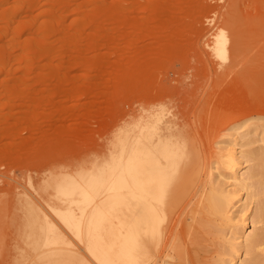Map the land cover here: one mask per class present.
Segmentation results:
<instances>
[{"label":"rangeland","instance_id":"374dc122","mask_svg":"<svg viewBox=\"0 0 264 264\" xmlns=\"http://www.w3.org/2000/svg\"><path fill=\"white\" fill-rule=\"evenodd\" d=\"M140 106L163 110L177 128L168 140L180 141L160 240L135 254L147 264H227L244 217L222 155L245 153L250 172L264 145V0H0V264H16L22 248L37 259L19 239L24 196L63 235L50 259L99 264L76 230L84 216L68 225L48 207L74 205L61 187L85 186L111 162Z\"/></svg>","mask_w":264,"mask_h":264},{"label":"bare ground","instance_id":"6f19581e","mask_svg":"<svg viewBox=\"0 0 264 264\" xmlns=\"http://www.w3.org/2000/svg\"><path fill=\"white\" fill-rule=\"evenodd\" d=\"M224 48L225 41L221 39L216 50L223 51ZM174 130L177 133L176 127L165 124L163 110H150L143 106L134 121L121 129L113 145L115 153L107 166L87 175L85 186L61 187L63 199L69 198L74 205L68 208L49 205L48 210L63 216L68 225L78 223L73 219L77 214L84 216L85 221L75 227L99 264H147L136 254L140 256L147 244L160 240V224L167 216L161 207L162 195L167 177L179 162L176 163V148L180 140L177 135L175 140H168ZM224 152V164L231 169L236 188L233 195L238 197L237 203H241L238 208H242L244 217L240 225L234 226V240L238 242H235L236 247L232 249L227 264H264V227H255L258 222H264V194L256 193L261 197L257 210L254 215L248 213L255 197L249 190L255 191L257 186L264 189V145L262 154L258 155V166L250 172H243L248 159L245 153L240 152L239 156L234 148H226ZM73 195H79V198H70ZM230 195L224 196L226 203L230 202ZM27 199L25 196L18 199L17 208L23 218L19 239L37 251V259L31 260L29 253L22 248L16 262L35 264L47 260L49 264H59L58 259L50 258L65 249L63 235L58 228L52 233L51 224L40 220L39 216L46 215L43 205ZM226 214H229L230 221L236 219L233 217L235 211L229 209ZM175 256L173 254L171 258ZM243 256L250 257L244 259Z\"/></svg>","mask_w":264,"mask_h":264}]
</instances>
